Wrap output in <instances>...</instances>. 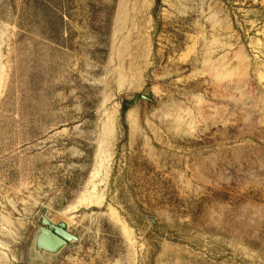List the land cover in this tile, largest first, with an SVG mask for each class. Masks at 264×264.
<instances>
[{"label": "rangeland", "instance_id": "obj_1", "mask_svg": "<svg viewBox=\"0 0 264 264\" xmlns=\"http://www.w3.org/2000/svg\"><path fill=\"white\" fill-rule=\"evenodd\" d=\"M0 264H264V0H0Z\"/></svg>", "mask_w": 264, "mask_h": 264}, {"label": "water", "instance_id": "obj_2", "mask_svg": "<svg viewBox=\"0 0 264 264\" xmlns=\"http://www.w3.org/2000/svg\"><path fill=\"white\" fill-rule=\"evenodd\" d=\"M148 94L149 92L147 93V95ZM147 95H136L134 98V102L138 101L139 99L148 100L149 98L147 97ZM44 214L45 212L43 211L41 213L43 226H41L39 229L38 237L39 246L49 251H57L67 242L77 241V237L67 231V225L64 222L54 225L44 217Z\"/></svg>", "mask_w": 264, "mask_h": 264}, {"label": "trees", "instance_id": "obj_3", "mask_svg": "<svg viewBox=\"0 0 264 264\" xmlns=\"http://www.w3.org/2000/svg\"><path fill=\"white\" fill-rule=\"evenodd\" d=\"M157 1H159V0H157ZM125 111H126V109H125V108H123V109H122V111H121V115H122V117L124 116V114H125Z\"/></svg>", "mask_w": 264, "mask_h": 264}]
</instances>
